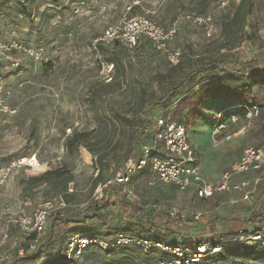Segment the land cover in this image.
Listing matches in <instances>:
<instances>
[{"label":"rangeland","instance_id":"374dc122","mask_svg":"<svg viewBox=\"0 0 264 264\" xmlns=\"http://www.w3.org/2000/svg\"><path fill=\"white\" fill-rule=\"evenodd\" d=\"M135 1H140L142 6L138 14L149 15L165 28L173 15L180 17L183 12H189L185 10L187 7L193 9L191 13L201 11L198 6L189 5L190 0H59L53 5L50 0H35L28 3L29 13L24 15L19 13L14 1L0 10V46L18 48L13 52L0 48V170L17 159L36 156L33 166L13 169L0 187V261L24 237L12 222L33 214L52 198L46 185L33 180L49 170H68L74 174L70 185L74 193L65 197L67 208L60 211L63 216H87L85 210L89 204L98 202L93 209L101 218L84 224L98 229L92 234H97L101 241L115 239L116 235L107 237L106 233L133 221L134 211L120 207L119 195L110 191L107 205L98 201L104 192L93 197L97 170L100 169L102 176L100 182L114 177L131 133L137 130L143 102L153 104L160 95L155 76L169 73L172 66L150 43L136 50L119 45L97 49L93 41L107 27L130 14L129 8ZM239 2L232 0L227 7H221L219 0H209L206 13L214 20V38L208 39L200 28L181 21L176 46L184 55L196 58L235 52L240 61L264 59L261 0L255 1L253 22L258 28L255 36L222 35L221 21L230 16ZM109 58L117 59L122 69L105 70ZM247 75L232 67L224 75L232 76V80L213 79L206 88L197 87L168 108L159 107L146 115L152 121L164 114L186 122L202 174L213 183L240 159L247 147H257L264 141V108L261 117L234 136L245 124L242 115H238L239 121L224 132L232 136L231 140H226L224 134L216 135L221 118L238 114L242 106L251 103L264 107V81H255L247 90L241 86V78ZM81 134H87L89 148L82 146L70 151L68 142L73 135ZM143 147L142 139H138L137 150L142 152ZM97 158L103 161L102 166L96 164ZM131 187L136 198L132 202L126 199L130 207L152 210L163 228L169 219L166 214L180 215L181 218L170 219V227L177 233L165 235L177 243L185 238L193 244L202 237L218 240L246 230L251 223L245 219L260 206L264 188L258 186L252 198L245 201L244 191L201 200L193 190L179 191L153 176L136 177ZM82 224L60 225L57 231L63 230L70 237L73 229ZM235 224L239 225L238 230ZM48 227L49 222L46 230ZM138 233L129 235L138 236ZM5 235L8 238L3 244ZM123 249L113 247L110 248L113 254H108L93 246L78 264H109L111 257ZM131 249L144 262L166 257L158 252L145 254L136 247ZM241 254V249L228 250L224 253L229 256L225 262H213L209 258L205 264H264V253L258 260L245 259ZM49 258L43 257L34 264Z\"/></svg>","mask_w":264,"mask_h":264},{"label":"built area","instance_id":"2783aa9c","mask_svg":"<svg viewBox=\"0 0 264 264\" xmlns=\"http://www.w3.org/2000/svg\"><path fill=\"white\" fill-rule=\"evenodd\" d=\"M232 0H219L221 7H227ZM264 4V0H261ZM134 5H140L135 1ZM131 11V7L129 8ZM149 13V12H148ZM185 21L203 30L208 39L214 38L216 32L213 17L210 14L186 12L178 17L168 28L159 25L146 14H126L119 23L107 27L103 33L96 37L93 45L113 46L119 44L126 50H134L143 39L149 40L154 49L163 55L170 66L180 62L183 51L176 46L180 22ZM264 28V26H263ZM5 52H13L15 48L0 46ZM21 49V47H20ZM112 64L104 66L111 72ZM263 106L251 103L242 118L244 126L234 134L244 132L252 122L262 115ZM239 121L237 114H229L221 118L216 135H222L232 124ZM226 140H231V135H225ZM34 157L17 159L0 170V187H2L10 173L15 168L33 166ZM149 170L151 176L164 185L173 186L179 191L193 190L196 197L201 200H209L217 194H225L236 191H244L243 200L252 198L258 186L264 185V141L257 147H247L240 159L229 166L216 183L204 178L197 160L195 148L189 137L188 126L169 116L162 115L149 135H147L141 156L137 160H129L112 179L105 184L99 183L93 193V197L102 194L108 185L119 184L123 186V192L132 202L136 198L132 189V181L136 176ZM97 170L96 176H98ZM74 189L70 186L69 193ZM67 208L63 195H57L43 202L39 208L29 216H23L12 223L17 226L24 235L43 234L46 230L48 218ZM8 235L3 238V244ZM193 246H170L160 242H153L149 237H132L120 235L113 242L101 241L98 238L82 234L70 236L65 254L68 264H78L84 254L93 246L106 250L117 246H133L143 253L158 252L166 256L153 262H144L136 258L135 264H204L209 257L219 254L228 248L261 244L264 246V213L261 222L251 224L246 230H239L235 234H227L222 237L221 244L208 246L202 242H195ZM1 247V245H0ZM132 255L135 257V253Z\"/></svg>","mask_w":264,"mask_h":264},{"label":"trees","instance_id":"16d2710c","mask_svg":"<svg viewBox=\"0 0 264 264\" xmlns=\"http://www.w3.org/2000/svg\"><path fill=\"white\" fill-rule=\"evenodd\" d=\"M16 2L18 11L20 14H27L29 13V2H33L35 0H0V10H2L9 2ZM53 4L58 3L59 0H50ZM209 0H190L189 5L194 4L201 8L199 14H207V4ZM256 0H240L234 11L230 14V16L225 17L221 21V29L222 35L224 37L230 35H239L245 36L246 38H251L256 35L258 28L256 23L253 22V14L256 6ZM142 6L140 5H132L131 6V14L135 15L138 14L137 11L141 10ZM183 10V8H182ZM185 10L192 11L191 8H185ZM186 12H183L184 14ZM181 14V15H182ZM178 18V16L173 15L170 20V25ZM160 25V24H159ZM169 25V26H170ZM168 26V27H169ZM167 27V28H168ZM165 28V27H164ZM146 43H152L147 40L143 39L141 43L138 45L136 49L139 47H145ZM119 45V44H115ZM120 46V45H119ZM153 46V45H152ZM108 48L110 46L98 45V48ZM122 47V46H121ZM154 48V47H153ZM134 49V50H136ZM108 64H112L116 69H122V65L119 64V61L115 58H109ZM264 59L261 57H255L248 61H240L238 54L235 52L232 54H222L221 56H216V54H212L209 57H193L191 55H182L180 62L176 65H173L167 74H157L155 76L158 88L160 90V95L155 97L153 104L148 101H144L142 105V116L139 120L136 121L137 130L133 131L130 136L129 143L124 152V156L120 161L119 165L115 169V174L125 166V164L132 159L137 160L142 152L141 150H137L138 146V139H142L143 144H145V140L147 135H149L156 123V120L160 118L162 115L155 118L153 121L146 116L147 114L151 113L152 111L156 110L157 108H168L173 103H175L181 96L191 93L195 90V88H206L207 84L212 81L213 79L221 78L223 81H227L228 79H233L232 76L224 75L229 71L230 68L235 67L236 69L247 72L246 78H241V86L243 88L249 90L255 81L262 80L264 81V70L259 71L261 67L264 66L263 63ZM113 67V68H114ZM250 105V104H249ZM248 105V106H249ZM248 106H242L239 110L237 115H243L245 109ZM167 116V115H164ZM174 119V118H173ZM181 123L186 124L185 121H180ZM187 125V124H186ZM188 126V125H187ZM87 134L81 135H73V138L70 139L68 142V149L70 151L78 150L80 147L89 148V144L86 141ZM103 161L99 158L96 159V164L102 166ZM98 174V179L95 180V184L93 188H96L102 180V176L100 174V169ZM143 176H151L149 170H146L143 174H140L136 177H143ZM135 177V178H136ZM33 180L38 181L39 185H46L49 189V194L55 197L57 195H63L64 197L68 195H72L69 193V187L71 183L74 182V174L68 170H49L42 174L39 177L33 178ZM134 180V179H133ZM108 180L104 181L105 184ZM133 183V181H132ZM132 185V184H131ZM264 187V185H262ZM112 191L114 194L120 196L119 205L123 209H131L134 211L133 221L125 223L124 227L117 229L113 233H106V236L116 238L120 235H132L136 232L138 236L132 237H149L153 242H160L170 246H193L192 240L183 239L180 243H177V240L174 239H167L166 234L175 235L177 232L170 227V219H174L176 217L181 218L180 215L170 217L169 214H166L169 219L167 220L166 228L159 225L156 220V216L152 210H148L143 207H130V204L127 202V197L123 192V186L119 184H112L108 185L104 188V195L98 201L104 202L105 205L108 204L106 202L107 195L109 192ZM74 193V192H73ZM95 203H90L89 206L86 208L87 216H83V214H70L68 217L62 215V212H58L56 214L51 215L48 218L49 227L43 234H30L24 235L23 238L18 240L14 247L11 249L10 254L8 257L0 261V264H34L36 261L40 260L43 257L50 256V258L43 263L39 264H68V260L66 259L65 248L67 242L70 237H68L67 232H63V230L57 231V228L60 225H69L72 223H83L80 226H76L72 233L73 234H82L89 237L98 238L97 234H92V232L97 233L98 229L96 228H89L84 223L92 220L94 223L98 222L101 218V214H98L96 209H93ZM263 204H264V188L262 195L260 197V206L256 208L250 215L249 218L245 219L248 223H258L261 222L263 219ZM221 219H225L221 217ZM15 226V225H14ZM17 227V226H15ZM18 228V227H17ZM20 231V229L18 228ZM22 233V232H21ZM23 234V233H22ZM130 234V235H129ZM110 242H113L114 240ZM107 240V238H106ZM105 241V240H104ZM108 242V241H105ZM108 242V243H110ZM199 242L207 244L208 246H215L216 244H221L222 238L216 240V238H201ZM124 248L120 254H115L111 257L109 264H135L136 257L132 255L134 252L131 248L133 246H117ZM58 248V249H57ZM56 249L58 250L55 253ZM237 250L241 249V255L245 259L249 260H258L261 258V254L264 253V246L261 244L256 245H245L239 246L234 248H228L222 251L219 254H215L211 257V261L213 262H225L229 256H225L224 253L228 250ZM63 250V251H62ZM108 254H113L110 249L104 250ZM208 258V259H209ZM206 259V261L208 260ZM147 261V260H146ZM205 261V262H206ZM204 262V264H205Z\"/></svg>","mask_w":264,"mask_h":264},{"label":"crops","instance_id":"0c3cea01","mask_svg":"<svg viewBox=\"0 0 264 264\" xmlns=\"http://www.w3.org/2000/svg\"><path fill=\"white\" fill-rule=\"evenodd\" d=\"M220 195H221V194H217L216 196H220ZM251 224H252V223H251ZM228 226H229V225H228ZM230 227H231V226H230ZM236 227H239V225H236V224H235L234 228H236ZM234 228H233V230H236V229H237V228H236V229H234ZM237 230H238V229H237Z\"/></svg>","mask_w":264,"mask_h":264}]
</instances>
